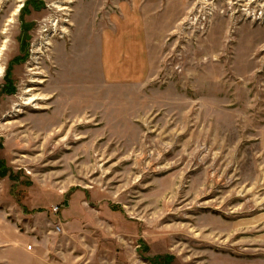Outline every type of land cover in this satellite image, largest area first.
Listing matches in <instances>:
<instances>
[{
    "label": "rangeland",
    "instance_id": "obj_1",
    "mask_svg": "<svg viewBox=\"0 0 264 264\" xmlns=\"http://www.w3.org/2000/svg\"><path fill=\"white\" fill-rule=\"evenodd\" d=\"M0 68V264H264V0H0Z\"/></svg>",
    "mask_w": 264,
    "mask_h": 264
},
{
    "label": "bare ground",
    "instance_id": "obj_2",
    "mask_svg": "<svg viewBox=\"0 0 264 264\" xmlns=\"http://www.w3.org/2000/svg\"><path fill=\"white\" fill-rule=\"evenodd\" d=\"M56 8H58V7H56ZM60 8V7H59ZM58 8V9H59ZM64 10H66V9H60V11H64ZM18 11V10H17ZM63 33H65V30H63ZM1 50L3 51L4 50V47L3 48H1ZM1 75H2V68H0V77H1ZM30 83H32V84H40L41 82H39L38 80H36L35 78H32L31 80H30ZM32 90H26L24 93V96L21 98V100H22V104H23V106H27L29 103H31V102H33V101H35V99H33V98H31L30 97V92H31ZM37 100V99H36Z\"/></svg>",
    "mask_w": 264,
    "mask_h": 264
},
{
    "label": "crops",
    "instance_id": "obj_3",
    "mask_svg": "<svg viewBox=\"0 0 264 264\" xmlns=\"http://www.w3.org/2000/svg\"><path fill=\"white\" fill-rule=\"evenodd\" d=\"M8 245H10V247L15 248L16 251L20 254V257H25L26 255L29 256V253L25 252V250L23 249V245H22L20 240L13 241L10 238V239H8Z\"/></svg>",
    "mask_w": 264,
    "mask_h": 264
},
{
    "label": "built area",
    "instance_id": "obj_4",
    "mask_svg": "<svg viewBox=\"0 0 264 264\" xmlns=\"http://www.w3.org/2000/svg\"><path fill=\"white\" fill-rule=\"evenodd\" d=\"M58 211H59L58 208H54V210H53L54 214H57ZM31 249H32L31 246H28V247H27V250H28V251H30Z\"/></svg>",
    "mask_w": 264,
    "mask_h": 264
}]
</instances>
